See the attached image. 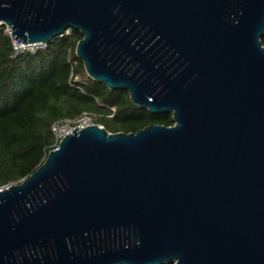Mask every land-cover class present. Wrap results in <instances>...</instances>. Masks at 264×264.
<instances>
[{
    "label": "water",
    "instance_id": "1",
    "mask_svg": "<svg viewBox=\"0 0 264 264\" xmlns=\"http://www.w3.org/2000/svg\"><path fill=\"white\" fill-rule=\"evenodd\" d=\"M173 124L74 128L0 188V264H264V0H0Z\"/></svg>",
    "mask_w": 264,
    "mask_h": 264
},
{
    "label": "trees",
    "instance_id": "2",
    "mask_svg": "<svg viewBox=\"0 0 264 264\" xmlns=\"http://www.w3.org/2000/svg\"><path fill=\"white\" fill-rule=\"evenodd\" d=\"M81 38L72 29L45 48L13 57L0 26V188L21 182L43 162L55 147L51 126L58 121L87 113L111 133L173 124L171 114L151 113L133 104L126 90L91 79L74 52ZM260 40L264 46V35Z\"/></svg>",
    "mask_w": 264,
    "mask_h": 264
},
{
    "label": "built area",
    "instance_id": "3",
    "mask_svg": "<svg viewBox=\"0 0 264 264\" xmlns=\"http://www.w3.org/2000/svg\"><path fill=\"white\" fill-rule=\"evenodd\" d=\"M0 26H1V24H0ZM71 30H72L71 28H67L60 35H62L63 33L69 34L71 32ZM4 31L10 37L12 56L13 57H15V56H17L23 52L34 53L39 49L45 48V46L47 45V44L42 43V42L24 43L20 40H16V39L11 37V30L6 26H4ZM92 124L93 123L91 121V115H89L87 113H83L75 122H70L68 120H62V121H58V122L54 123L51 126V131L53 132L54 137H55V141H56L55 147L53 149H56L58 142L62 139V137H64L66 134L71 133L74 128L81 129V128H84L86 126L92 125Z\"/></svg>",
    "mask_w": 264,
    "mask_h": 264
}]
</instances>
